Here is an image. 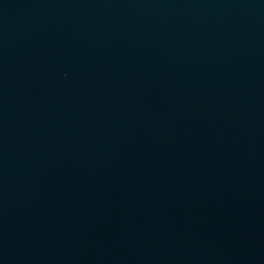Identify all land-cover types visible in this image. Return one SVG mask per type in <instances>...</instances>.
Here are the masks:
<instances>
[{"label": "water", "instance_id": "water-1", "mask_svg": "<svg viewBox=\"0 0 264 264\" xmlns=\"http://www.w3.org/2000/svg\"><path fill=\"white\" fill-rule=\"evenodd\" d=\"M0 264H264V0H0Z\"/></svg>", "mask_w": 264, "mask_h": 264}]
</instances>
